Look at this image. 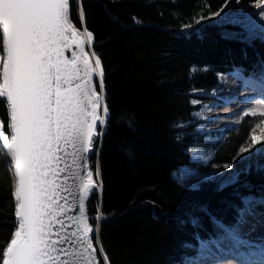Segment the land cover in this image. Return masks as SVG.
<instances>
[{
    "label": "trees",
    "instance_id": "obj_1",
    "mask_svg": "<svg viewBox=\"0 0 264 264\" xmlns=\"http://www.w3.org/2000/svg\"><path fill=\"white\" fill-rule=\"evenodd\" d=\"M256 1L82 0V26L78 0H70L79 33L82 27L93 33L91 51L101 61L103 103L109 109L88 162L89 170L99 169V178L93 176L98 191L86 201L91 225L97 223L98 207L106 217L98 234L106 264H182L195 254L185 245L197 246L196 234L207 238L217 231L213 217L225 225L233 222L231 205L239 203L235 188L240 194H264V156L258 154L244 159V174L231 188L218 190L205 182L190 190L171 177L187 162L188 151L201 144L192 127L193 113L217 87L220 75L235 68L257 74L264 67V40L226 39L223 32L231 28L212 21V13ZM201 15L211 18L196 24ZM193 100L199 103L193 105ZM8 119L0 100L5 132ZM254 121L247 116L213 144L212 161L233 163L248 143ZM11 183L0 147V250L17 226ZM192 216L199 227L191 224ZM92 239L95 244V233Z\"/></svg>",
    "mask_w": 264,
    "mask_h": 264
},
{
    "label": "snow or ice",
    "instance_id": "obj_2",
    "mask_svg": "<svg viewBox=\"0 0 264 264\" xmlns=\"http://www.w3.org/2000/svg\"><path fill=\"white\" fill-rule=\"evenodd\" d=\"M78 4L83 26L82 0H78ZM70 8V0H0V100L9 117L7 132L4 122L0 121V139L11 153L17 178L13 193L17 226L0 250V264H93L98 260L99 238L97 235L94 244L90 234L98 233L100 221L106 217L98 207L97 223L93 226L92 218L86 214V201L98 191L93 176L99 178L100 175L98 168L95 173L88 170V162L94 150V138L102 135L107 125L109 109L106 103L100 108L105 91L100 59L96 58L95 67H90L87 58L80 61L75 53L71 63L63 57L69 33L83 55V41L77 38L79 31L71 20ZM212 15L219 16L220 12ZM250 15L253 19L249 21L225 15L220 23L240 26L246 35L224 32V38L241 36L243 42L250 43L258 35L264 40V24L254 19L256 16L264 18V6ZM210 18L201 15L195 23ZM133 21L140 23L136 17ZM85 33L92 42L93 33L86 29ZM77 63L83 64L85 83L72 87V81L81 71ZM94 73L100 78L99 93L89 87V78ZM230 76L242 81L247 88H264V67L258 75L245 77L243 70L237 68ZM257 114L264 116V111H251V115ZM261 145H264V137L251 136L249 147H241L237 156L246 153L264 156ZM69 155L71 165L83 171L71 170L79 181L75 193L78 215L68 217L71 223L66 224L58 217L67 215L68 196L63 193L73 194L67 183L70 164L65 157ZM244 159L250 160L251 155ZM223 167L232 169L233 164ZM238 181L239 173L232 174L220 188ZM186 187L195 185L186 184ZM237 199L239 203L231 205L233 222L225 225L213 217L217 231L207 238L196 234L198 247L185 245L195 254L185 257L184 264H218L225 254L235 264H264V232L253 236L258 228L264 229V211H258L264 208V194L257 198L237 193ZM60 200L65 204H60ZM67 210L72 208L69 206ZM73 223L76 228L68 231ZM191 224L199 227L200 221L192 216ZM100 252L107 260L102 247Z\"/></svg>",
    "mask_w": 264,
    "mask_h": 264
},
{
    "label": "rangeland",
    "instance_id": "obj_3",
    "mask_svg": "<svg viewBox=\"0 0 264 264\" xmlns=\"http://www.w3.org/2000/svg\"><path fill=\"white\" fill-rule=\"evenodd\" d=\"M262 6H264V0H257L254 3L245 4V5H239L236 10H228V9H225L222 12L221 15L212 18V21H215L218 26H228V27L231 28V30H226L224 32H233V33H240L241 35H246V33H244L243 29L240 26H234V25H232L230 23H220V21L222 20V18L225 15H229V16L234 15V16H236L238 19H240L242 21L252 20L253 17L250 14L257 13L258 10ZM254 19L257 20V21H259L260 23L264 24V18L259 17V16H256V17H254ZM81 32L82 33H79V36L83 37L84 36V31H81ZM239 37H241V36H236V37H232V38H239ZM257 37L259 38L258 35H257ZM83 39H84V42H86V55L88 54V56L90 57L91 66L92 67H95L96 57L91 54L90 49H89V46H88L91 42L89 43L87 37H85ZM84 52H85V48H84ZM250 75H252V74H249V76ZM99 79L100 78H99V76L97 74H95V73L92 74V76H91V87H94L95 90L98 93H99V88H98V90L96 89V87H95V80L97 81L98 86H99ZM211 94H213V93H210L209 95L211 96ZM103 104L104 103H103V100H102L101 106H100L101 109L103 107ZM206 104L207 103H201L200 106H199V108H198V110L196 112H200L201 113V110L203 109V107ZM98 111H100V109H98ZM246 115L247 116H252L251 115V111H248L246 113ZM254 116H257L259 118H261V117L263 118V116L262 115H259V114L254 115ZM199 117L200 116H195L194 113H193V119L194 120H193L192 127L194 128L197 137L201 139V144L193 148V149L197 148V150L195 149V150L188 151V153H187V162L185 164L181 165V166H178L172 172L171 177L174 179V181L178 185H180L181 187L186 188V189L195 190V189H198L203 183L209 182L212 185L216 186L218 190H222L220 188V185L222 183L215 184L213 182V180L211 179L210 169H209V166L208 165L212 166L213 168H218V167H221V166H223L225 164H233V168L232 169H229L230 175L235 174V173H239V176H241V175L244 174V171H243V166L245 165L244 164V157L247 156V155H251L252 153L241 154V156H239L235 160V163H231V162L214 163L212 161L213 155H214V147H212L211 150L208 151L206 149L207 147H205V146L208 145V144H210V143H214V144L221 143L225 139L226 134L228 132H230L232 129H234V128H236L238 126L237 118H234V120H233V126L232 125L231 126H228L227 128H225V129L219 131L218 133H216L215 136H214V135L208 134L206 131H204L205 127L198 122L199 121ZM261 125H262L261 128H259L257 130H253V132H250L249 133L248 143H245L244 146H242V147H245V148H248L249 147V145L251 144V136H256L258 138L264 137V120H263V122H262ZM0 143H2V141H0ZM261 146H264V145H261ZM4 149H6L5 146H4ZM195 153H199V154H202V155H206L209 159L208 160L201 161L199 163H193L191 160H192V156ZM237 160H238L239 163H236ZM9 163H10V161H9ZM189 166H193L192 167L194 169L193 170L194 171L193 173L198 177V180L195 181V182H187L186 181L187 180V177L189 175L188 174L189 173V169H192ZM9 172H10V170H9ZM10 176H11V172H10ZM239 181H240V178H239ZM11 182H12L11 185L13 187V178H12V176H11ZM186 184L195 185V187H186ZM236 184L227 185L223 189L234 187ZM235 190L236 191H235V194L234 195H235V197H237L238 188H235ZM260 195H255V196L258 198ZM90 235L92 236V234H90ZM96 247H98V246H96ZM197 247H198V243H197ZM99 253H100L101 259H103V255L101 254L100 250H99ZM96 256H97V252H96Z\"/></svg>",
    "mask_w": 264,
    "mask_h": 264
},
{
    "label": "bare ground",
    "instance_id": "obj_4",
    "mask_svg": "<svg viewBox=\"0 0 264 264\" xmlns=\"http://www.w3.org/2000/svg\"><path fill=\"white\" fill-rule=\"evenodd\" d=\"M83 54L87 56L84 52ZM230 73L221 76L223 83H221L215 90V94H211L208 98L210 101V103L206 104L208 107H203L201 110L198 122L205 127L204 131L208 134H216L228 126H233V120L239 114H246L248 111L252 110L264 111V104L260 101L259 94L254 92V90L245 87L242 81L233 79L230 76ZM262 90L264 92V88H262ZM9 154L7 157L13 170L12 160L11 156L9 157ZM208 159L209 158L206 155L195 153L192 156L191 161L193 163H199ZM208 166L211 179L215 184H223L227 177L230 176L229 169H225L223 166L218 168H213L210 165ZM189 167L192 168L193 166ZM193 170V168L189 169V175L186 180L187 182H195L198 180V177L193 173Z\"/></svg>",
    "mask_w": 264,
    "mask_h": 264
},
{
    "label": "water",
    "instance_id": "obj_5",
    "mask_svg": "<svg viewBox=\"0 0 264 264\" xmlns=\"http://www.w3.org/2000/svg\"><path fill=\"white\" fill-rule=\"evenodd\" d=\"M77 38L83 41V43H82V50H83L84 39L81 36H78ZM67 43H68V46L63 49V57H64V59L68 60L69 63H71L72 62V58H73V54L75 53V55L79 58L80 61H82L85 58H87L89 66L92 67L91 63H90V59L87 56H85L84 54L81 55V49H78L76 47V44L72 42L70 33H69V39H68ZM76 66L79 67L81 69V71L79 73V77L72 81V85H71L72 87H74L75 84H77V83H80L81 85H83L85 83L83 64L82 63H77ZM89 87H91V77L89 78ZM86 103H87V101H85V104ZM69 152H71V149H69ZM9 153H10V151H9ZM65 159L67 161H69V164H70V169L68 170L69 178H68L67 183H68V185L71 186V191H72L73 194L69 195L68 193H63V195L68 196V201H67V204L65 205V210L67 212V215L66 216H61V217H58V218L64 219L65 223L67 224V223H71V221H69L68 217H72V216H77L78 215V213L75 211V208L78 205V199H77L75 193L78 191L77 184L79 183V181L77 179H75V177L72 175V171L71 170L74 169L76 173H79V172H81L83 170L80 169V168H77L75 165H71V161H72L71 155L65 157ZM77 163H79V161H77ZM13 167H14V162H13ZM12 178L14 180L13 186H14V192H15V187H16V183H17V178H16V175H15V169L13 170ZM59 203L60 204H65V202L63 200H60ZM69 206L72 208L71 211L67 210ZM75 228H76V225L73 223L72 224V228L68 229V231H72ZM93 264H99L98 260H94Z\"/></svg>",
    "mask_w": 264,
    "mask_h": 264
}]
</instances>
